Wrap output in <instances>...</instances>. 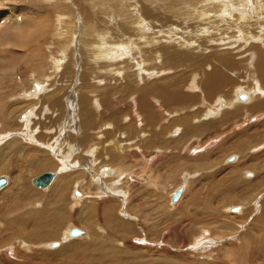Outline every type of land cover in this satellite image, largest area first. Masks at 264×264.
Segmentation results:
<instances>
[{
    "label": "rangeland",
    "instance_id": "374dc122",
    "mask_svg": "<svg viewBox=\"0 0 264 264\" xmlns=\"http://www.w3.org/2000/svg\"><path fill=\"white\" fill-rule=\"evenodd\" d=\"M253 1L0 0L1 14L14 10L22 22L25 20L30 24L24 28L27 32L19 35L21 40L18 42L14 41V30L0 34L1 43H10L0 58V74L3 70L8 72V75H0V116L6 110L9 114L12 111L5 122L0 121V176L9 180L8 185L0 190V207L4 208V219L0 216V264H264V223L257 221L264 199V111L233 117L222 124L215 123L221 117V114L215 113L217 106L219 110L225 109L218 105V100H228L226 96H234L232 99H235L237 94L245 92L240 88L250 87L253 90V86L255 89L257 85L252 83L250 70L244 69L249 68L245 66L247 55H235L233 49H226L228 53L224 56L238 62L233 66V73L230 72L235 74L236 71L237 76L235 81L229 78V85L221 89L223 93L219 90L209 98L199 88V79L198 84L191 82L193 78H199L197 74L200 70H209V66L189 64L191 68L187 69L183 65L174 68L179 70L178 74L173 71L159 75L155 73L161 69L144 71L142 67L156 62V52L139 53L136 48L129 49L134 47L135 39L140 35L144 36L138 40L140 43L146 37L156 39L158 44H171L163 40L165 37H185L190 41L195 38L204 47L210 48L215 45L211 31L200 30L198 35L201 37L196 35V28L206 25L208 20L197 16L205 13L202 17L209 15L217 19L224 11L231 15L227 16V21L231 18L239 21L244 16L253 27V32L247 33V36L262 35L264 39V9L257 15L259 1L255 0L254 4ZM256 2L257 7L254 6ZM216 5H220L221 10H216ZM253 8L257 11L254 12ZM88 17L93 22H89ZM103 26L110 33L104 34L106 47L112 44L122 46V49L112 52V59L99 60L95 65L91 60V50L95 46L92 47L91 42L94 43V37L95 41L97 39L91 31L97 27L101 32ZM140 26L145 29H139ZM206 33L212 39L210 46L205 42ZM235 35L240 34L233 31L224 34L225 38ZM217 37L220 40L221 37ZM241 45L239 42L238 46ZM258 46L255 44L256 48ZM185 50L195 56L202 54L198 47ZM107 52L103 51L109 57L110 52ZM241 61L246 62L241 64ZM138 70L151 76L145 78L149 82L175 75L174 78L182 80V84L175 87L176 91L196 95L198 101L169 108L172 104L166 107L160 98L159 102H155L160 115L152 121L149 116L146 117L147 109L142 111L138 108L140 102H136L131 93L120 94L117 90L119 86H125L123 80L126 74L132 83L137 81L133 76ZM181 70L187 72L186 75L180 76ZM82 73L87 74L86 79L81 78ZM140 77L142 81L138 82L142 84L145 80ZM174 78H168L167 85L175 84L172 83ZM50 87L58 94L60 92L61 96L66 94L67 98L86 90L91 93V102L97 107L92 121L94 124L90 128L92 143L86 141L84 145L79 140L83 134L81 120L76 116L77 106L72 108L73 117L71 114V117L58 115L51 108L48 111L47 103L50 101L45 99L50 98ZM106 87L109 91L111 89L109 105L106 104L108 98L100 94ZM5 91L7 94L3 93ZM245 104L247 102L237 101L231 108ZM145 105L151 104L146 101ZM240 108L247 111V108ZM171 110L176 111L171 115ZM208 110L214 111L215 115L207 114ZM122 111L124 116L120 115ZM245 133L246 136L251 135L250 143L245 140L247 145L243 148L233 145L238 140L248 139L241 135ZM214 138L217 141L209 148L192 152ZM78 140L83 145H79ZM99 142L100 147L97 146ZM111 142L121 143L122 146H119L122 148ZM108 155L111 160L109 157L105 160ZM81 156L89 159L95 156L99 163L89 168L78 161L79 158L82 160ZM233 156L234 161H229L228 158ZM42 160L49 161L52 166L34 172ZM200 160L204 162L200 164ZM90 162L93 163L92 158ZM192 163L198 167L191 166ZM116 165L119 171L116 176H103V169ZM245 170L249 173L245 174ZM47 171L56 173L54 183L46 188L34 186L32 179ZM134 174L144 177L145 184L131 180ZM63 178L70 182L65 188L68 191L64 190L67 200L63 207L65 217L59 216L62 222L59 228H55L49 224L48 217H39L36 212L45 203L43 197L50 193L53 185L62 184ZM183 185L186 186L185 193L173 205L170 195ZM28 194L39 195L43 200H27ZM236 206L239 210L231 209ZM55 207L47 206L52 212ZM87 217L91 218L90 224H86ZM17 218L23 219V223L15 224ZM8 220L12 221L11 225L7 224ZM70 226L85 230L86 235L67 239L66 232ZM18 230H21V235L15 234ZM32 231H38L43 239L34 245H31L32 239L28 242L23 238L21 240L22 235ZM93 234L96 240H93ZM55 241L60 242L58 247L42 245ZM91 242H96V246L94 244L89 250L87 247ZM78 245L84 246L79 252L84 251L93 258L80 262L64 251V247ZM45 254L52 255L45 259Z\"/></svg>",
    "mask_w": 264,
    "mask_h": 264
},
{
    "label": "bare ground",
    "instance_id": "6f19581e",
    "mask_svg": "<svg viewBox=\"0 0 264 264\" xmlns=\"http://www.w3.org/2000/svg\"><path fill=\"white\" fill-rule=\"evenodd\" d=\"M247 1V0H246ZM258 5H259V11L257 12V15H259L261 13V11L264 9V0H258ZM255 0L253 1V4H254ZM241 3V2H240ZM239 3V4H240ZM236 4V3H235ZM244 4V3H243ZM241 3V5H243ZM257 2L255 3L254 6H256ZM237 5V4H236ZM247 5V4H246ZM217 8L216 10H221V6L220 5H216ZM240 6V5H239ZM244 7V6H243ZM257 7V6H256ZM225 8V7H224ZM233 9V8H232ZM245 9V8H244ZM255 8H253L254 10ZM185 10V9H184ZM235 10V9H233ZM223 11V10H222ZM257 11L256 9L254 10V12ZM187 12V11H185ZM189 12V10H188ZM181 13V12H180ZM205 13H199V15L197 17H200V19L202 20L203 18L205 20H208V23L203 24L202 26H198L196 29L198 30L196 32V35H198V32L200 30L202 31H205V29H207L208 31H211V34L214 36L213 37V40L215 41V45L208 48V47H204L202 42L198 41L197 39H194L192 41H190L191 39L189 40H186L184 39L185 37H183V39H177L175 37H168L165 39L163 38V40L165 41H170L171 44H158V42L156 41V39L154 38H148L146 37L145 40H143L141 43L140 41L138 42V40L140 38H144L143 35H140L136 41L135 39V42H134V47L133 48H129L131 49V51L133 49L136 48V51L141 53L142 51H144L145 53L146 52H151L152 50L154 52H156V57H158L156 59V62H154L153 64H149V66H146V68L143 67V70H152V69H161L159 71H157V73L155 74H159V75H163V74H170L171 72L175 71V73L177 72L178 74V71L179 70H176L174 68H179V67H184L183 65H186L187 69L188 68H191V65H206V66H209V70L208 69H202L200 70L199 74V78L195 77L191 80V82H197V80L199 79V88L202 89V91H204L205 93V97H211V95L213 93H216L217 91H221V89L225 88L226 86L229 85V82L230 80H234L236 77L235 74H236V71H235V74H230V72L234 71V68L233 66H236V63L238 62H235V60H233L231 57L229 58L228 56H224V53H228V51H226V49H233L235 53V55L239 54V55H242L243 53L245 55H247V63H245L244 61H241V64L245 63V66H249V68H246L244 66H242V68L244 67L245 70L249 71L250 70V73L253 74L252 78V83L255 82L257 83V87L255 86V89H254V86H253V90L249 87L248 89H244V88H240V89H243L245 90L244 93H240V94H237L235 96V99H232L234 98V96L232 97H229V96H226L228 98L227 99H224L223 101H219L218 100V105L223 109V110H219L218 109V106H217V109L215 111V113H217V115L221 114V117L215 121L216 124H222L224 121L228 120V119H233V117H239V116H242L244 114H249L251 112H255V111H260V110H264V42H263V37L262 35H254L253 37L251 36H247V33L251 32L253 27L250 26L249 22L246 21L245 17L242 16L241 18L239 19H242V20H239V21H236V18L233 19L231 18V20L227 21V16H231L227 11H224L222 12V14L217 17V19H212L208 16L206 17H202L204 16ZM214 15V14H213ZM241 15V14H240ZM87 16H90L92 17L91 15H87ZM191 16V15H190ZM189 16V17H190ZM88 17L90 19L89 22H93V20H91V18ZM188 17V18H189ZM260 17V16H259ZM57 18V17H56ZM242 21V22H241ZM138 23L140 22L139 20L137 21ZM237 22V23H236ZM107 23V22H106ZM205 23V22H204ZM209 23H211L209 25ZM233 23V24H231ZM235 23V24H234ZM22 24H23V28H22ZM29 24L28 22L26 23V21L24 20V22L21 21V19L16 15V12L13 10L11 12H7V13H4V14H1L0 13V34L1 33H6L8 31H12L14 30L15 31V37H14V41H19V35L21 34H25L27 31H24V28L27 27ZM127 24V23H126ZM139 24H142L143 25V22L142 23H139ZM208 24V25H207ZM258 24V23H257ZM256 24V25H257ZM30 25V24H29ZM89 25V24H88ZM92 25V24H91ZM94 25V24H93ZM260 25V24H258ZM257 25V26H258ZM97 26V25H96ZM89 27V26H88ZM87 27V28H88ZM104 27V26H103ZM121 27V26H119ZM193 27V25H192ZM229 29H228V28ZM40 28V27H39ZM38 28V29H39ZM67 28V27H66ZM134 28V26L132 27ZM33 30H35L36 28H32ZM31 29V30H32ZM38 29H37V32H38ZM42 29V28H41ZM135 29V28H134ZM141 30H144L145 27L143 26H140ZM29 30V29H28ZM90 30V29H89ZM101 30V29H100ZM136 30V29H135ZM30 31V30H29ZM105 31V32H103ZM122 31H126L125 30H122ZM237 32V34H240L238 36H226L227 40H225V36L224 34L225 33H228V32ZM245 31V33H244ZM36 32V31H34ZM93 33H95V36H96V39L97 41H99V43H97V41H95V37L94 39H92V41L94 43L91 42V46H95L91 52H92V61L94 62V64L96 65V63L99 61V60H109V59H112V55L111 53L113 52H116L117 49H119L120 47H116L115 45L113 46L112 44L111 45H108L109 47L107 48L106 47V42L104 40V34L107 33V34H110L108 32V29L106 27H104V30H101V32H99L97 30V27H95V29L93 31H91ZM253 32V31H252ZM30 33V32H28ZM39 33V32H38ZM3 34V35H4ZM131 34V33H130ZM217 34V36H220V40H219V37H215V35ZM219 34V35H218ZM253 34V33H252ZM9 35V34H8ZM207 36H205V42L207 41L208 45L210 46V44L212 43V39L208 38L209 37V34L206 33ZM221 35H223L224 37H222ZM1 36V35H0ZM4 36H7V35H4ZM24 36V35H23ZM22 36V37H23ZM110 36V35H109ZM240 36V37H239ZM2 37V36H1ZM26 37V36H25ZM29 37V35H28ZM88 37V36H87ZM93 37V36H92ZM98 37V38H97ZM107 37V36H106ZM201 37V36H199ZM231 37V38H230ZM84 38V37H83ZM109 38V37H107ZM188 38V37H187ZM190 38V37H189ZM208 38V39H207ZM234 38L236 40H234ZM10 39V40H9ZM31 39V37L29 38V40ZM91 39V38H90ZM218 39V40H216ZM232 39V41H230ZM9 41H11V37L8 38ZM21 40V39H20ZM33 40V39H32ZM134 40V39H133ZM7 41V40H6ZM3 43H1L0 41V58L3 57V54L5 52V47L7 46L8 42H5L2 41ZM28 42L25 41L24 42V45L25 43ZM30 42V41H29ZM105 42V43H104ZM114 42V41H112ZM239 42H241V46H238L239 45ZM10 44V43H9ZM8 44V45H9ZM14 44V43H13ZM23 44V43H22ZM21 44V45H22ZM131 44V43H130ZM238 44V45H237ZM249 44V45H248ZM255 44H258L259 46L256 48L255 47ZM87 45V44H86ZM16 46H18L16 44ZM26 46V45H25ZM102 46V47H101ZM150 46V47H149ZM221 46V48H220ZM238 46V47H237ZM248 46V47H247ZM132 47V46H131ZM200 49L201 53L200 56L199 55H192L190 54V52L187 50H185L186 48H197ZM105 48H107V50H105ZM185 48V49H183ZM122 49V48H120ZM206 49H208L206 51ZM216 49V50H215ZM212 50V51H211ZM103 51H109L110 52V55L109 57H107V54H104ZM118 51V50H117ZM198 51V50H197ZM119 52V51H118ZM121 52V51H120ZM123 52V51H122ZM121 52V53H122ZM196 52V51H195ZM207 52V54L205 53ZM241 52V53H240ZM20 53V52H18ZM108 53V52H107ZM132 53V52H131ZM192 53V52H191ZM20 54H24V53H20ZM116 54V53H115ZM126 54V53H125ZM124 54V55H125ZM218 55H220L221 57H217ZM122 56V55H121ZM133 56V55H132ZM25 57V56H24ZM120 57V56H118ZM23 58V56H22ZM24 60V59H23ZM144 64V62H143ZM191 64V65H189ZM147 65V64H146ZM15 68V67H14ZM105 68H108L107 66ZM140 69V68H139ZM142 69V68H141ZM55 70H56V67H55ZM92 70V69H91ZM133 70V69H132ZM136 71L134 72V76L135 77V80L137 81H133L134 83H132L131 80L128 79V74H126L124 77L125 80H123V83L124 85L126 86H119V89L117 90H120V94L121 93H126V92H129L132 94V98L136 100V102H140V106L138 107V105L136 104L135 106H137L138 108H140L142 111H144L145 109H147V116H149V118L152 120V121H155L156 119H158V114L160 115L159 113V110H156V103L155 102H159L160 101V98H162V103L165 104V106L167 107L169 104H172L170 105L169 108H171L172 106H182L186 103H195V101H198V98L196 95H193V94H184L180 91H176L178 85H181V81L180 79H176L174 78V76H165V78H163L162 80H159V81H147L145 80L146 77H151L150 75H148L147 73H143L144 71ZM244 70V72H246ZM84 71V70H83ZM90 71V70H89ZM97 71V70H96ZM182 71V72H181ZM180 71V76L182 74L186 75L187 72H183V70ZM10 72V71H9ZM93 72V71H92ZM92 72H90L92 74ZM99 72V71H98ZM104 72V71H103ZM131 72V71H130ZM8 72L7 70H3L1 72L0 75H6ZM57 73V72H56ZM61 73V72H60ZM89 74V72H87ZM14 74V73H13ZM108 74V73H107ZM176 74V75H177ZM8 75V74H7ZM98 75V74H97ZM196 75V76H197ZM106 76V75H104ZM140 76H143V80H145L144 83L142 84H139L138 80H140V83L142 81V77ZM163 76V77H164ZM179 76V75H178ZM179 76V77H180ZM188 76V75H187ZM7 77V76H6ZM83 77V79H86L87 78V74H83L82 73V76L81 78ZM89 77V76H88ZM174 78V81L172 83H175V84H170V85H167V82L166 80L168 78ZM177 77V78H179ZM249 77V76H248ZM247 77V78H248ZM95 78V77H94ZM123 78V77H122ZM132 78V77H131ZM183 78V77H182ZM197 78V79H196ZM230 78V80H229ZM242 78V77H241ZM150 79V78H149ZM246 79V78H245ZM249 79V80H250ZM91 80V79H90ZM85 81V80H83ZM185 81V79H184ZM235 81V80H234ZM86 83V82H85ZM89 82L87 81V84ZM249 83V82H248ZM70 84V83H69ZM87 84H85L87 86ZM127 84V85H126ZM192 84V83H191ZM237 84V83H236ZM122 85V83H121ZM129 85H131L130 89L128 90V87ZM194 85V84H193ZM192 85V87H194ZM201 85V86H200ZM58 86V85H57ZM79 86V85H78ZM82 86V84H81ZM203 86V87H202ZM8 87V86H7ZM80 87V86H79ZM170 87H173V88H170ZM11 88V87H10ZM53 87H50L48 90H52V91H48V92H51L50 94V98L48 99H45L47 102L50 101L49 103H47V108H48V111H49V108H51L52 111H57L58 115H68L73 117V114L72 113V108H74L75 106H77V110H76V116L78 118H80L81 120V130H82V134H83V137H81L79 140H81L80 142H82L84 145L86 144V141H90L92 143V139L90 137V128L93 126L94 123H92L93 121V116L95 115V112L97 111V107L96 105L93 104V102H91V98H93V96L91 95V93L87 92L88 90H86L85 92H79L78 94H74L73 99L72 97H69L67 98L66 97V94H64L63 96L59 95L57 91H55L56 89H52ZM101 88V87H100ZM112 88V87H111ZM83 89V87L81 88ZM238 89V88H237ZM251 89V90H250ZM79 90V89H78ZM231 90V89H230ZM1 91V90H0ZM3 91V90H2ZM101 91V90H100ZM111 91V89H110ZM110 91L107 90V87L106 88H103V90L100 92V94L103 96H105V98H108L107 100V103L111 101V99H109V95L110 94ZM228 91V90H227ZM113 92H115L113 90ZM222 92V91H221ZM237 92V91H236ZM2 93V92H0ZM3 93H6L3 92ZM47 93V92H46ZM128 93V94H129ZM223 93V92H222ZM7 94V93H6ZM93 94V93H92ZM119 94V92H118ZM73 95V94H72ZM116 95V94H115ZM9 96V95H8ZM7 96V97H8ZM47 96V95H46ZM45 96V97H46ZM126 96V94L124 95ZM1 97V96H0ZM6 98V97H5ZM47 98V97H46ZM121 98V97H120ZM126 98V97H125ZM225 98V97H224ZM95 99V98H94ZM97 99V98H96ZM95 99V100H96ZM103 99V98H102ZM218 99V97H217ZM35 100V98H34ZM93 100V99H92ZM110 100V101H109ZM123 100V99H122ZM148 101L151 105H145V102ZM237 101L238 102H247V104L243 105V106H240V107H243V108H247V111L245 112L246 109H241L240 107H232L231 108V105H235L237 104ZM245 101V102H244ZM19 102V101H18ZM21 102V101H20ZM25 102V101H24ZM91 102V103H90ZM103 102H104V99H103ZM121 102V101H120ZM134 102V101H133ZM144 102V104H142ZM202 102V100H201ZM231 102H234V103H231ZM90 103V104H89ZM1 104V103H0ZM44 104V103H43ZM66 104L68 105V110L66 112ZM162 104V105H163ZM17 105V104H16ZM109 105V104H108ZM111 105V104H110ZM124 105V104H123ZM248 105H250L248 107ZM1 106V105H0ZM13 106V105H12ZM46 106V105H45ZM159 106V104H158ZM15 107V105H14ZM22 107V106H21ZM122 107V105H121ZM120 107V108H121ZM126 107V106H125ZM13 107H11L12 109ZM17 108V107H16ZM106 108V107H105ZM119 108V109H120ZM10 109V110H11ZM158 109V108H157ZM161 109V108H160ZM18 110V109H17ZM20 110V109H19ZM124 110V109H123ZM129 110V109H128ZM164 110V109H162ZM161 110V111H162ZM16 111V109H15ZM25 111V110H24ZM165 111V110H164ZM172 112L171 113H174V111L176 110H171ZM30 112V111H29ZM33 112V111H32ZM111 112V111H110ZM16 113V112H15ZM41 113V112H40ZM169 113V112H167ZM184 113V112H183ZM186 113V112H185ZM11 114H12V111H11ZM9 114V112L6 110L3 114L2 112V115L0 116V121L2 122L4 120L5 122V119L7 117V115H11ZM125 112L122 111V113L120 115L124 116ZM187 114V113H186ZM207 114H214V111H211V110H208L207 111ZM35 115V114H34ZM172 115V114H171ZM45 116V115H44ZM48 116V115H47ZM70 116V117H71ZM249 116V115H248ZM247 116V117H248ZM51 117V116H50ZM56 117V116H55ZM11 118V117H10ZM46 118V117H44ZM59 118V117H58ZM57 118V119H58ZM75 118V117H74ZM119 117L117 116V119ZM137 118H139L137 116ZM141 118V117H140ZM255 120V118H253ZM7 120V119H6ZM144 120V119H143ZM146 120V119H145ZM79 122V121H78ZM5 124V123H4ZM7 124V122H6ZM76 124V123H75ZM74 124V125H75ZM43 125V124H42ZM217 126V125H216ZM5 128V127H4ZM77 129V128H76ZM190 129V128H189ZM208 129V128H207ZM206 129V130H207ZM75 130V129H74ZM79 130V128H78ZM77 130V131H78ZM205 130V129H204ZM187 131V130H185ZM73 132V131H72ZM188 133V132H187ZM57 134V133H56ZM79 134V133H77ZM76 134V135H77ZM75 135V134H74ZM241 135H245L244 137H249L248 139L246 138H243L241 139V141H236L234 142L233 145L237 146V145H240L238 147H245L247 145V142H245V140H249L248 142L250 143V138L251 135L249 136H246L247 134H241ZM8 136V135H7ZM121 136H125V135H121ZM38 138H41L40 136H37ZM107 137V136H106ZM128 137V136H127ZM123 138V137H121ZM78 140V143L79 145H83L79 142ZM104 141V140H103ZM103 141H100L103 143ZM113 141V140H112ZM217 140L214 138V139H211V140H208V142H206L205 144H203L200 148H198L197 150L196 149H193L192 152L194 153H197V152H201L202 150H204L206 147L209 148L210 145H213ZM10 142V141H9ZM49 142V141H48ZM61 142V141H60ZM100 142L97 146L100 147ZM110 142V141H109ZM117 142V141H116ZM112 143L111 144H116L117 145V148L121 149L119 145L122 146L121 143H119V145L117 143ZM101 143V144H102ZM123 143V142H122ZM244 144V145H243ZM9 145V144H8ZM216 145V144H215ZM24 146V145H23ZM26 146V145H25ZM12 147V146H11ZM16 147V146H15ZM56 147V146H55ZM83 147V146H82ZM85 147V146H84ZM93 147V145H92ZM91 147V148H92ZM94 147H96L94 145ZM104 147V145H103ZM115 147V146H114ZM6 148V147H5ZM10 148V147H9ZM240 148V149H242ZM70 149V148H69ZM97 149V148H96ZM66 150V149H65ZM63 150V151H65ZM78 150V149H77ZM8 151V150H7ZM69 151V150H68ZM93 151V150H92ZM188 151V150H187ZM240 151V150H239ZM73 156L75 155L74 152H72ZM65 154V153H64ZM97 154V153H96ZM111 154V153H110ZM67 156V155H66ZM98 156V155H97ZM106 156V155H105ZM110 155H108L106 157L105 160H109V157ZM3 157V156H2ZM1 157V158H2ZM84 156H81L82 160L79 158V162H82V163H85L88 165V167L90 168L91 166L93 167L94 165L98 164L99 161H97V159L95 158V156H91V158L93 159V163L90 162V159L87 157V158H83ZM100 156H98L99 158ZM109 157V158H108ZM33 159V158H32ZM101 159H103L101 157ZM111 160V158H110ZM229 160V158H228ZM92 161V160H91ZM229 161H234V156H233V159L232 160H229ZM39 162V161H38ZM77 162V163H79ZM204 162V161H203ZM202 160H200V164L203 163ZM3 164V163H2ZM193 167H198L196 165V163H192ZM113 165V164H112ZM52 165L51 163H49V161H46V160H42L39 162V164L36 165L35 169H34V172H39V171H42L46 168H50ZM4 168V166L2 167ZM192 168V167H191ZM120 169V168H119ZM104 170V173H103V176L107 177V176H112V175H115L119 173L118 171V168H117V165L114 166L113 168H105L103 169ZM121 171V170H120ZM26 172V171H25ZM51 172V171H50ZM245 174H248L249 172L248 171H244ZM54 174V177L52 179V181L50 182L49 185H51V183L53 182L54 178H55V175L56 173L52 172ZM154 173V172H153ZM102 174V173H101ZM131 174V173H130ZM41 175V174H40ZM140 175V174H139ZM21 176V175H20ZM118 176V175H117ZM134 176V177H133ZM190 176V175H189ZM246 176V175H245ZM130 177V176H129ZM192 177V175H191ZM69 178V177H68ZM64 181L63 183H58L56 185H53L51 187V190H50V193L46 194L45 197H43V199H45V203H43V206L42 208L36 212L37 216H42V217H48V221H49V224L50 225H53L55 228H59V226L61 225L60 222V217L62 218V215H63V218L65 217V211H63V207L64 205H66V194L64 195V192L66 191L65 188L70 185V182L69 180L67 181L66 178H63ZM104 179V178H103ZM107 179V178H106ZM73 180V179H72ZM131 180L137 182V183H143L145 184V179L144 177L142 176H136L135 174L132 175V178ZM8 178H7V183L0 188V190L4 187H6L8 185ZM93 181V180H92ZM102 181V180H101ZM61 182V181H60ZM77 183V181H74ZM99 182V181H98ZM156 182V181H155ZM54 183V182H53ZM93 183V182H92ZM98 184V183H97ZM48 185V186H49ZM46 186V187H48ZM38 187V186H36ZM46 187H39V188H46ZM69 187V186H68ZM180 187H183V192L181 194V196L179 197V199L176 201V202H172L171 200V203L174 205L176 203H178V201L181 199V197L183 196V194L185 193V188L186 186H180ZM106 189V188H105ZM65 190V191H64ZM88 190V189H87ZM97 190V189H96ZM95 190V191H96ZM68 191V190H67ZM66 191V192H67ZM75 193V192H74ZM172 195V194H171ZM171 195H170V199H171ZM75 196V194H74ZM80 197V196H79ZM26 199V198H25ZM32 199L33 201H39L41 202L43 199L39 197V195H31V194H28V197H27V200H30ZM24 201V200H23ZM32 201V202H33ZM244 201V200H243ZM26 202V201H25ZM30 202V201H29ZM259 202V201H258ZM21 206L22 204L19 203ZM253 204V203H252ZM26 205V204H25ZM48 205H55V209L54 211L52 212L51 209L47 208ZM241 205V204H240ZM261 211H260V214L259 216L257 217V221H259L260 223H264V199H262L261 201ZM6 206V205H5ZM7 207V206H6ZM29 207V206H27ZM34 207V206H33ZM243 208V207H242ZM3 207L1 206L0 207V216H1V219H4L3 217ZM66 209V207H65ZM233 210H236L238 209L239 210V207H233L231 208ZM23 210V209H22ZM89 210V209H88ZM241 210V209H240ZM9 211V209H8ZM23 212V211H22ZM54 213V214H53ZM67 214V213H66ZM57 215V216H56ZM60 216V217H59ZM22 217V216H21ZM87 221H86V224H90L91 223V218L87 217ZM24 221L23 219H18L17 220H14V223L15 224H22ZM1 222V220H0ZM11 225L12 221L11 220H8L7 221V224ZM13 223V224H14ZM83 224L84 223V220L82 222ZM90 226V225H88ZM72 227H76V226H70L68 228V231L66 232V237L67 239H70V238H82L86 235V231L81 229L83 231V233L81 235H78L76 237H70L69 236V232H70V229ZM97 230V229H96ZM21 230L18 232L15 231V234L17 235H21L20 234ZM16 236V235H15ZM23 237H21V240L23 238V240H25L26 242H28L30 239L33 240L32 244L31 245H34L35 243H38V241L40 239H43L40 234L38 233V231H32L31 233H28V234H24L22 235ZM31 237V238H30ZM97 237H94V234H93V240H96ZM49 240V239H48ZM83 240V239H82ZM47 241V240H46ZM60 241V240H59ZM59 243L60 242H52L50 244H46V243H43L42 245H46V247L48 248H54V247H58L59 246ZM96 246V242H91V244H89V247H87L89 250H91L93 248V246ZM40 245V244H38ZM45 247V246H44ZM81 247H84L82 245H78V246H69V247H64V251H68L69 253L68 256H74L77 260H79L80 262L81 261H87L89 258L92 257V255H88L86 252H79L80 248ZM27 249V248H26ZM95 250V249H94ZM96 252L99 251V249L95 250ZM76 253V254H75ZM103 254V253H101ZM100 254V255H101ZM111 254V253H110ZM52 254H45L44 255V258L45 259H49V257L51 256ZM105 255V254H104ZM103 255V256H104ZM109 255V254H108ZM107 255V257H108ZM55 256V255H54ZM94 256V254H93ZM97 256V255H95ZM102 256V257H103ZM105 257V256H104ZM93 258V257H92ZM122 260V259H121Z\"/></svg>",
    "mask_w": 264,
    "mask_h": 264
},
{
    "label": "water",
    "instance_id": "95a60500",
    "mask_svg": "<svg viewBox=\"0 0 264 264\" xmlns=\"http://www.w3.org/2000/svg\"><path fill=\"white\" fill-rule=\"evenodd\" d=\"M233 157H229V160H232ZM54 177V174L50 171L44 172L41 175H38L32 179V184L38 187H46L50 184ZM7 183V178L5 176H0V188L3 187ZM183 192L182 187H178L171 195L172 202H176ZM83 231L77 227H72L70 229L69 235L72 237H76L81 235Z\"/></svg>",
    "mask_w": 264,
    "mask_h": 264
},
{
    "label": "flooded vegetation",
    "instance_id": "af4514ba",
    "mask_svg": "<svg viewBox=\"0 0 264 264\" xmlns=\"http://www.w3.org/2000/svg\"><path fill=\"white\" fill-rule=\"evenodd\" d=\"M260 111H264V110H260Z\"/></svg>",
    "mask_w": 264,
    "mask_h": 264
}]
</instances>
